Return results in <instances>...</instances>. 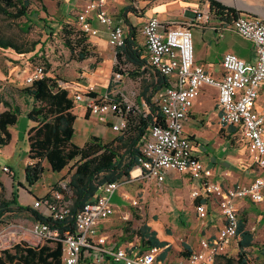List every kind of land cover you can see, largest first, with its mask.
<instances>
[{"label":"built area","instance_id":"built-area-1","mask_svg":"<svg viewBox=\"0 0 264 264\" xmlns=\"http://www.w3.org/2000/svg\"><path fill=\"white\" fill-rule=\"evenodd\" d=\"M105 1L88 0L76 12L75 20L84 34L96 32L90 23V12L107 26V41L113 48L114 69L110 76L113 85L96 92L93 86L85 87L81 84L82 74L77 75L73 84L61 80L58 85L68 89L73 101L84 100L92 116L98 120H109L110 128L121 133L126 129L129 118L140 110L134 101L135 90L132 89L129 95H123L116 85L122 73L130 66L123 56L115 55L123 44L126 26L120 21H113L106 13ZM228 16L233 30L251 42L255 59L246 61L234 52L225 51L220 59L223 72L219 77L212 76L202 64L193 59L191 26L195 19L202 17L205 20L207 11L193 9L192 17L171 24H163L156 15L150 14L140 28L146 61L165 77L166 83L155 92L152 99L160 110L161 122L154 121L147 125L145 134L137 142L139 175L160 183L166 171L186 173L193 184L190 196H212L223 218L222 225L212 237L198 239L196 248L186 256L185 264H212L216 255L227 253V247L236 236L237 200L249 199L262 203L264 207V174L253 176L246 184L222 186L221 182L211 179V169L204 167L193 153V138L182 132V122L199 87L202 84L212 85L217 90L219 122L236 128L239 138L252 154L255 166L264 169V93L257 99L259 88H264V20L236 11L228 12ZM216 32L218 36L222 35L220 28ZM42 74L43 66L37 64L22 78V84H28ZM1 170L9 172L5 166ZM125 180L123 177L97 186L91 200L75 213L73 231L61 234L52 223L67 216L71 200L65 181H58L56 188L52 187L47 194L32 202V208H43L42 216L47 220L32 221L29 232L36 237L59 242V264H78L80 254L89 249L96 251V262L105 255L119 264H169L159 257V248L126 250L112 245L104 246L103 238L94 236L96 225L112 212L109 201L111 194ZM132 204L136 202L132 201ZM194 208L199 223L203 225L206 215L204 205L197 204Z\"/></svg>","mask_w":264,"mask_h":264},{"label":"crops","instance_id":"crops-1","mask_svg":"<svg viewBox=\"0 0 264 264\" xmlns=\"http://www.w3.org/2000/svg\"><path fill=\"white\" fill-rule=\"evenodd\" d=\"M69 1L70 4L73 7H76L78 11L88 0ZM217 1L225 6L232 7L236 12H246V14H250L264 20V0ZM196 8L201 9L203 12L207 11V18L205 20L202 17L195 19L194 25L191 26L193 59L195 62L202 64L203 68L212 76L219 77L223 72L220 65V59L225 51L234 52L246 61H254L255 54L251 42L242 38L233 30L229 23V16L220 15L210 9L208 7L207 0H107L104 3V9L106 13L112 17L113 21H120L126 26V20L135 27V31L138 29L142 41L140 42L137 40V32L135 33L136 40L144 49L145 57L146 54L143 44V36L140 28L142 22L148 15L154 14L159 18L161 23L171 24L175 22H182L185 19L192 17L193 9ZM89 15L91 25L96 28V32L94 34H85L86 42L92 54L80 60L70 58L69 60H73L74 62V64L71 65L76 68L80 67V70H74L73 67H70V70H66V73L72 76L71 79L59 78L58 80L59 82L63 80L67 84H73L77 75L82 74L83 78L80 80L81 84L85 85V87L93 86L94 91L100 92L113 85V82L110 79L113 61V48L107 41V26L100 23L93 16V12H90ZM136 26L138 28H136ZM218 28L222 31L221 36L217 35L216 31ZM34 49L28 52L33 53L35 51ZM25 53L18 54L23 56ZM36 57L42 59L40 55H37ZM90 57H95L96 61L92 62L89 66L88 62L90 61ZM37 64H39V61L28 65L23 71V77L30 73ZM13 67L14 73H17L19 68L16 67V65ZM132 68L134 67L130 64L126 71L122 73L120 79L116 82V85L119 93L123 95H129L132 89L135 90L134 101L140 112L144 113L147 111V105L145 104L143 97L139 95V84L141 78L150 80V74L148 71H144L142 74H131L130 70ZM140 69L141 66H139L138 71H140ZM45 74L52 75L49 69L45 71ZM81 89L84 90L83 87H81ZM263 93L264 88L260 87L257 94L258 100L261 98ZM69 94L71 95V93ZM154 94L152 95L151 100L154 98ZM216 98V88L212 85L202 84L199 87L197 94L193 97L187 110V115L182 122V132L193 138L192 151L202 162L204 167L211 169L212 180L221 182L224 187L231 186L234 183L246 184L253 176L264 174V169H260L255 166L253 156L247 150L243 140L239 138L236 128L232 125H223L219 122ZM26 102L28 103L29 101ZM27 107H24L23 111H25ZM2 109L3 106L0 105V110ZM71 111L75 114L73 132L76 131L81 136V142L76 143L78 145L82 144L92 134L99 136L104 141L112 139L118 134L110 128L109 120H98L92 116L85 107L84 100L74 101ZM28 121L24 122L26 129L33 124L30 119H28ZM8 130L10 138L6 144L0 147L2 150L9 143V141L14 138V134H12L9 127ZM144 134L145 130L143 131L142 136ZM262 135L264 138V130ZM236 136L250 155L248 163L245 162L241 164L239 162L242 159V149L239 150L234 143ZM26 148L27 146L25 145L23 154L21 155L19 152H16L15 154V149L12 146L8 150L3 151L1 155L2 157H5L6 159L14 157L18 160L20 174L17 176L16 170L11 163L3 162L1 164L0 183L2 185L1 192L3 193L1 198L5 200L10 199L11 191L15 190L17 203L22 206L32 208L31 205L34 199L47 194L52 189L53 185L57 184L58 181L61 180V171L51 172L49 169L43 167V171L45 170L48 172L47 178L38 184L41 180V174L33 184L26 185L23 177V167L25 163L30 161L26 155ZM3 166L7 167L9 172L2 171L1 167ZM251 171L253 173H250ZM52 173L56 174L55 177L51 175ZM139 173L140 170L137 168L136 164V166H134L129 172L128 178L126 177L127 179L125 178V181H121L116 190L111 194L109 201L111 203L112 212L96 225L94 236L102 237L104 240V246L112 245L115 248H123L126 250L137 249L139 239L136 235L132 234L131 231L137 230L139 227L133 226L132 228H129V226L124 224V220L127 218L124 214L125 212H122L121 217H118L114 213L116 211H120L122 207L125 206L127 201L130 202L129 205L132 204V201L136 202L134 199L136 194L140 198H143V195H149L151 192L158 194L160 191H171L176 193L175 195L178 197H184L187 204L191 202L192 209L196 217L192 215V210L188 205L186 206V212L183 211L180 214L177 213L176 218L182 225V228L179 230L180 232L176 231V234H164L160 226L152 224L149 221L141 225H146L150 231H154L155 237L162 242V246L158 247L160 258L166 260L169 264H185L186 256L190 250L196 248L198 239L201 237H212L223 223V218L219 214L215 199L212 196H206L203 194L192 198L190 196V191L193 184L186 173H180L173 170L166 171L164 179L160 183L151 178H143L139 175ZM130 175L134 177H131ZM16 182L18 185H16ZM4 183L7 186V190H5ZM127 187L133 188L134 197L129 196L130 194L126 190ZM197 200L198 202H195ZM197 204H203L206 209L203 225L199 223L195 212L194 207ZM133 205L135 206L136 204H132V206ZM256 205L259 207V210L263 211L264 207L260 202H253L249 199H239L236 201V219L237 222L243 223V226L238 233L236 232V236L232 239L229 246L235 238H242V232L244 231L246 225V214ZM32 209L43 215V208ZM22 213L28 214V216L26 215L27 221L30 223L34 221L29 213ZM123 228L127 229L125 234L123 233ZM171 231H173V228ZM178 236L180 238L177 242L176 239ZM92 239L94 240V238ZM27 242L32 246L40 245L37 244V242ZM229 246L227 247L226 252L232 253L235 248H229ZM95 254L96 251L94 249L82 252L80 254L78 264H119L105 255H102V258L96 262L94 260Z\"/></svg>","mask_w":264,"mask_h":264},{"label":"trees","instance_id":"trees-1","mask_svg":"<svg viewBox=\"0 0 264 264\" xmlns=\"http://www.w3.org/2000/svg\"><path fill=\"white\" fill-rule=\"evenodd\" d=\"M207 2L208 7L220 15L228 16V12L235 11L232 7L225 6L217 0H207ZM28 4L29 0H0V15L8 19L22 16L30 22L32 20L27 16L30 12ZM125 24L126 33L123 44L115 55L116 57L123 56L124 61L133 65L134 68L130 70L131 74L149 72L150 80L141 78L139 90V95L143 97L147 105V111L130 117L126 129L112 139L104 141L92 134L80 145L71 140L75 117L71 108L74 101L68 89L58 85L59 78L45 74L49 67L47 62L43 65V74L40 77L17 88L22 100L29 101L24 114L33 122L26 129L25 136L26 155L30 159L23 167L26 185L33 184L42 174L41 160L47 163L51 172H59L71 162V172L65 181L70 192V210L63 220L52 223L60 234L73 231L75 213L83 204L91 200L97 186L129 176V172L138 163L137 142L140 136L147 125L154 121L161 122L160 110L151 97L166 83V79L146 61L144 49L136 40L135 27L126 20ZM44 25L52 29V26ZM28 27L29 24L24 23L20 29L25 31ZM59 31L62 44L67 48L70 58L80 60L92 54L86 42V35L80 29H73L70 24L62 22ZM37 42L42 45V41L36 39L27 42L18 40L13 34L0 27L1 48H10L16 53H25L32 51ZM139 66H141L140 71H138ZM113 69L114 65L111 66V70ZM0 103L3 106L0 110L1 147L10 138L8 127L15 123L20 106L17 103H11L1 94ZM16 185H18L17 182ZM56 187L55 184L53 188ZM1 191L0 183V224L4 223L6 216L22 212L29 213L34 221L47 220L32 208L18 204L15 190L11 191L8 200L1 198ZM242 226L243 223L237 222V233ZM126 232L127 229L123 228V233ZM131 233L138 237V249L140 250L162 246V242L155 237L154 231H150L146 225H141ZM242 235V238L237 241L238 248L234 256L227 255L228 253L216 255L212 264H249L246 251H244V247L250 244L247 239L248 232L243 231ZM59 258L60 244L57 241L46 240L34 246L25 241H18L8 248L0 249V264H59Z\"/></svg>","mask_w":264,"mask_h":264},{"label":"rangeland","instance_id":"rangeland-1","mask_svg":"<svg viewBox=\"0 0 264 264\" xmlns=\"http://www.w3.org/2000/svg\"><path fill=\"white\" fill-rule=\"evenodd\" d=\"M28 9L30 12L27 16L32 20L30 22L22 16L8 19L0 15V27L6 32L13 34L18 40H26L27 42L36 39L42 41V45H40V43L36 44L34 54L27 52L23 56L15 53L10 48L0 47V94L11 103H17L20 106V111L18 112L15 123L9 126L12 134H14V138L9 141L3 150L0 148V166L3 162L11 163L16 170L17 176L20 174L18 160L14 157L6 159L1 155L3 151L8 150L11 146L14 147L15 154L19 152L21 155L26 145V128L24 122L28 121V118H26L23 110L24 107L28 106V103L22 100L17 91V88L22 86L23 71L28 65L34 64L36 61H39V64L42 66L47 62L49 64L48 69L52 74L50 76L60 79H71L72 76L66 73V70L69 71L70 67H73L71 64H74V62L73 60H69L68 50L62 44L61 32L59 31L60 23L65 22L70 24L73 29H79L78 23L75 20L77 8L73 7L69 0H29ZM24 23L29 24V27L26 28L25 31H22L20 27H22ZM44 24L52 26V29L47 28ZM137 26L136 28H138ZM46 32L48 33L46 34ZM136 32L137 40L141 42L142 38L138 29H136ZM37 55H40L42 59L37 58ZM95 61V57H90L88 65L90 66L91 63ZM15 65L19 68L17 73H14L13 66ZM73 68L74 70H80V67ZM0 105L2 106L1 103ZM71 139L75 143L81 142V136L76 131L73 132ZM234 143L239 150L242 149V159L239 162L241 164L245 162L248 163L250 155L241 141L237 139V136L235 137ZM41 164L44 168L48 169L47 163L44 160H41ZM70 172L71 162L67 163L61 170L60 179L66 181ZM47 173V171H43L41 180L38 184L47 178ZM250 173L253 172L251 171ZM51 175L55 177L56 174L52 173ZM4 187L5 190H7L5 183ZM132 189V187L126 188L130 194L128 195L134 197ZM2 194L1 192V196ZM175 194L176 193L171 191H160L158 194L151 192L149 195H143V198H140L136 194L134 198L136 200L135 206H132V204L129 205L130 202L127 201L125 206L120 210L121 212L116 211L114 214L121 217L122 212H125L124 214L127 218L124 220V224L129 226V228L133 226L140 227L141 224L149 221L152 224L160 226L164 234H176V231L180 232L179 230L182 228V225L177 221L176 214H180L183 211L186 212L187 205L191 208L192 215L195 216V213L192 209L191 202L187 204L184 197H178ZM263 211L259 210V207L256 205L246 214L244 231L248 232L247 239L250 244L244 247V251H246L249 264H264ZM26 215L28 216L26 213H15V215H9L4 218V223L0 224V232L2 231L0 234V249L8 248L18 241H25L26 243H28L27 241H31L37 242V244L46 241L29 232L31 223L26 220ZM172 228L173 231H171ZM179 238L178 236L176 239L177 242ZM238 240L240 239L235 238L231 243L229 248L234 247L235 249L232 253L228 252L227 255L234 256L236 254Z\"/></svg>","mask_w":264,"mask_h":264},{"label":"water","instance_id":"water-1","mask_svg":"<svg viewBox=\"0 0 264 264\" xmlns=\"http://www.w3.org/2000/svg\"><path fill=\"white\" fill-rule=\"evenodd\" d=\"M246 13V12H245ZM248 15H250V14H248Z\"/></svg>","mask_w":264,"mask_h":264},{"label":"bare ground","instance_id":"bare-ground-1","mask_svg":"<svg viewBox=\"0 0 264 264\" xmlns=\"http://www.w3.org/2000/svg\"><path fill=\"white\" fill-rule=\"evenodd\" d=\"M135 173V172H134Z\"/></svg>","mask_w":264,"mask_h":264}]
</instances>
